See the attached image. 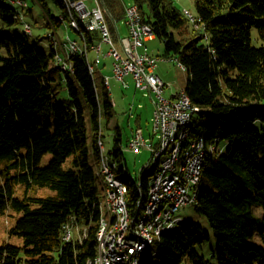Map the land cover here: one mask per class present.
Segmentation results:
<instances>
[{"label": "trees", "instance_id": "16d2710c", "mask_svg": "<svg viewBox=\"0 0 264 264\" xmlns=\"http://www.w3.org/2000/svg\"><path fill=\"white\" fill-rule=\"evenodd\" d=\"M34 1L49 12L48 0ZM53 1L63 10V19L52 16L48 24L57 32L68 9L66 0ZM101 1L108 22L114 19L116 25L125 18L121 0ZM133 3L165 41L166 52L185 66L184 89L202 108L191 133L223 150L206 155L195 206L215 232V261L197 250L211 239L209 230L189 219L164 232L157 259L145 255L141 264H181L185 259L191 264H264V0H196L197 29L188 26L183 9L172 0ZM0 17L9 25L0 30V48L7 49L0 66V159L10 160L0 170V216L11 207L23 213L9 230L23 243L0 242V264H89L104 216L97 170L102 120L115 115L109 85L105 80L100 89L85 55H72L73 70H63L56 61L60 48H40L25 24L22 31L11 27L23 16L5 0H0ZM187 30L191 36L181 35ZM86 34L92 43L100 38ZM63 82L69 102L58 97ZM122 141L118 127L110 158L128 183L132 208L140 199L138 186L146 187L153 169L143 168L141 184L127 178V165L120 167ZM49 152L50 162L40 165ZM19 183L27 190L48 186L55 193L22 198L15 194ZM67 224L83 226L85 234L65 241Z\"/></svg>", "mask_w": 264, "mask_h": 264}, {"label": "bare ground", "instance_id": "6f19581e", "mask_svg": "<svg viewBox=\"0 0 264 264\" xmlns=\"http://www.w3.org/2000/svg\"><path fill=\"white\" fill-rule=\"evenodd\" d=\"M93 1L95 4V0ZM99 2L101 3V0ZM21 3L27 6L26 2L21 1ZM132 4L138 21H144L138 4ZM66 6L68 9L67 19L69 20L70 27L81 35L82 40L81 42L78 40H71L69 43L62 42L58 37V33L53 28L54 32L50 33L52 44L61 49L57 54V65L63 70H73V64L70 60L71 56L76 54L85 55L89 69L94 74L95 65L102 63V56L98 51L97 40L93 43L89 42L86 34L87 31L96 33L93 24L81 11L76 9L73 1L66 0ZM183 13L193 28L197 29L200 27L201 18L197 14L192 13L188 8H184ZM61 18L63 19V17ZM150 28L153 30L151 24ZM25 30L31 33L30 24L25 23ZM91 49H94L98 53L94 62L89 57ZM178 63L185 70V66L179 61ZM105 80L106 84L110 86L107 75L105 76ZM181 95L185 107L188 110L186 117L181 119V122L174 124L169 140H165L162 149H157L153 153V159H156L158 168L154 169V166L152 168V161L146 165L147 167L144 166L149 169L151 168L150 170H155L154 178L152 184H150L146 191L140 185L138 186L140 199L132 208L127 200L129 191L128 183L117 175L118 163L106 156L104 144L100 141L102 163L97 170V174L103 185L104 198L108 206V217L103 216L101 219L97 233L96 256L89 264H98L99 257H101L100 239L102 240V247H108V252H111L113 255L112 264H134L130 260V257L135 258V264H141L148 247L155 242L156 238L160 240L164 232L175 230L183 221V218L177 215V211H175L176 202L181 195V188H177V184L188 185L191 182V178H193L189 187V198L185 205L197 202L198 187L202 180L206 155L208 153H221L223 150L219 149L215 142H207L202 137L192 138L191 124L195 118L194 114L201 113L202 108L193 104L184 88L181 89ZM164 154L166 158L161 161V157ZM189 160L190 169H186ZM167 161H171L170 167H165ZM105 165H108L110 173L109 170L105 169ZM154 185L153 200L152 191ZM168 185L170 186L169 190ZM114 186L120 187L116 197V206H122L123 208L120 211L116 207H111V197H114ZM166 203H168V207L165 208ZM170 211H175V219L179 220L169 226L162 227ZM117 230H119V233H116ZM73 237V227L70 224L65 225L63 239L69 241ZM122 238H124V246ZM126 248L130 250V255H128Z\"/></svg>", "mask_w": 264, "mask_h": 264}, {"label": "rangeland", "instance_id": "374dc122", "mask_svg": "<svg viewBox=\"0 0 264 264\" xmlns=\"http://www.w3.org/2000/svg\"><path fill=\"white\" fill-rule=\"evenodd\" d=\"M21 1L26 2L28 5L24 6ZM89 6L94 5L93 0H86ZM174 4L180 8H188L192 13L197 14L196 11V0H172ZM134 2V0H121L122 5L127 6ZM6 5L13 6L20 12L23 16V20L17 24L11 25L13 29H20L21 31L24 28L25 22L30 24L32 27V35L30 36L31 40L36 42L38 46L44 50H49L52 45V40L50 38V33L54 32L53 28L49 26L50 19L52 16L57 18L61 17L63 10L53 1L48 0L47 5L49 12L44 10L37 2L34 0H5ZM146 8V5H145ZM108 22V21H107ZM110 22V21H109ZM109 28L112 33V37L117 48L122 50V44L120 40L123 37L130 36V31L128 25L124 19H119L114 22V19H111L109 23ZM189 23V22H188ZM115 25V26H114ZM117 26L119 28L120 36L117 31ZM190 28L191 25L188 24ZM9 28V25L0 17V30H6ZM187 28L186 26L184 27ZM58 37L62 42L69 43L71 40H78L81 42V35L70 27L69 20L65 19L60 23L57 28ZM189 30V29H188ZM184 31L181 35L189 36L192 33ZM192 32V31H191ZM256 34L257 32L254 31ZM98 43L101 42L100 39L97 40ZM148 47V53L152 56L159 58L160 60L155 67V72L163 77L165 83L167 84L166 90L164 92L166 97H172L174 94L173 90L178 91L180 88L186 85L187 73L183 70L178 61L176 60L175 54H168L166 52L165 41L159 37H155L151 40L145 42ZM110 49V45L106 42H103L102 45V58L103 62L99 65H95L94 75L97 79V83L102 89L106 74L110 75V92L112 98L115 102V115L111 119L103 118L102 120V129H103V142L104 150L106 156L110 157V151L114 145V137L118 130L117 125H119L122 137H123V146H124V156L121 160L120 167L125 168L124 173L127 178L137 180L139 183L141 181L142 172L144 166H146L150 161L153 165L156 163V159H153V151L149 147L142 146L140 153H135L132 150L128 149V144L130 138L134 136L139 127L143 129L144 138L147 141V144H152L157 146L159 142L158 135L154 133V110H155V101L154 96L151 94L148 88L140 89L135 85V81L131 76L127 77L129 87L125 88L121 82H118L112 75V58L105 57V53ZM140 52H144V47H141ZM7 55L6 47L0 48V66L2 65V57ZM98 56V53L91 49L89 52L90 59L94 62ZM58 97L64 99L66 102L70 101L69 91L66 84L63 82L59 88ZM194 116H198V113H195ZM196 136H192L194 138ZM219 144L224 145L223 142ZM53 154L51 152L47 153L41 160L40 165H47L52 159ZM166 158L164 154L161 157V161ZM181 162V161H180ZM10 163L9 159H0V170L5 169ZM180 165V164H179ZM65 167L70 166V161L64 163ZM12 173L15 172L13 168L10 169ZM155 170L148 172L147 186L142 187L145 191L148 189L150 184H152L154 178ZM100 196L102 201V212L105 217H108V206L105 202L103 185L99 183ZM55 191L48 186L30 188L26 189L25 185L22 183L17 184L15 188V194L19 197L26 198V194H37V195H48L53 194ZM196 203L187 204L178 209L177 215H180L183 220L194 219L198 223L202 224L205 228L209 230L211 239L206 241L201 246H197V250L200 254L204 255L206 258L215 261L213 258V251L216 247V236L213 228L208 223L207 219L197 213ZM168 207L166 203L165 208ZM23 213L16 211L14 208H9L5 213L0 216V242L9 241L17 244L23 243V238L19 236H13L9 234L10 228L14 225L16 219L21 216ZM71 225V224H70ZM72 226V225H71ZM73 227V226H72ZM83 226L76 229H73V234L75 238H81L85 233L81 232ZM257 239V237H256ZM159 239L156 238L155 242L148 247L146 255H152L157 259V250H158ZM156 252V253H155ZM181 264H191L188 259H185Z\"/></svg>", "mask_w": 264, "mask_h": 264}, {"label": "built area", "instance_id": "2783aa9c", "mask_svg": "<svg viewBox=\"0 0 264 264\" xmlns=\"http://www.w3.org/2000/svg\"><path fill=\"white\" fill-rule=\"evenodd\" d=\"M76 9L81 11L82 14L88 20H91L95 32L99 35L100 43L98 45V51L102 53L103 42L110 45L107 55L112 58V75L114 78L123 84L125 88L129 87L127 77L131 76L137 88L144 89L148 88L154 97L155 111H154V133L158 135L159 142L157 146L147 144L146 139L143 135V130L139 128L134 132V136L130 138L128 149L135 153L141 152V147H149L154 152L157 149L163 148L165 140H169L174 124L181 122V119L186 117L187 109L181 95V89L176 92L172 97H166L164 92L167 84L164 80L155 72L159 58L152 56L148 53V47L145 44L146 41L155 38L153 30L150 28V23L145 21H138L136 13L133 10V4L125 6V22L128 25L130 36L121 38L119 28L117 31L120 36L122 50L117 48L114 43L111 30L109 28L106 19V9L99 0H95V4L91 7L87 5L86 0H75L73 1ZM102 4V5H101ZM144 47V52H140V48ZM176 60H178L176 58ZM108 83H110V76L107 75ZM173 158V157H172ZM149 164V163H148ZM147 164V165H148ZM171 161L166 162L165 167H170ZM147 167V166H146ZM105 169L109 170L108 165H105ZM186 169H190V160L186 165ZM110 173V170H109ZM193 181L188 185L177 184V188H181V195L176 202V210L185 206L189 198V187ZM120 187L114 186V197H111V207H116L119 211L123 210L122 206H116L117 191ZM154 188L153 187V200H154ZM170 186L168 185V190ZM175 211L168 213L166 222L162 225L169 226L176 223L179 219H175ZM105 221V220H104ZM142 231V230H141ZM119 233V230L116 231ZM124 246V238H122ZM101 246V257H99L98 264H112L113 255L108 252V247H102V240L100 239ZM141 246V245H138ZM127 250V248H126ZM130 255V250H127ZM130 260L135 264V258L130 257Z\"/></svg>", "mask_w": 264, "mask_h": 264}, {"label": "crops", "instance_id": "0c3cea01", "mask_svg": "<svg viewBox=\"0 0 264 264\" xmlns=\"http://www.w3.org/2000/svg\"><path fill=\"white\" fill-rule=\"evenodd\" d=\"M123 38H124V37H123ZM107 53H108V51L105 53V57H107V59H108V58H110V57L107 55ZM100 55H101V54H100ZM101 56H102V55H101ZM102 62H103V58H102ZM154 70H155V69H154ZM106 75H108V74H106ZM109 76H110V75H109ZM159 76H160V74H159ZM160 77L163 79L162 76H160ZM163 80H164V79H163ZM184 87H185V86H184ZM184 87H182V88H184ZM182 88H180V89H182ZM180 89H179V90H180ZM179 90H178V91H179ZM178 91L173 90L172 93L174 94L175 92H178ZM114 103H115V102H114ZM117 127H119V125H117Z\"/></svg>", "mask_w": 264, "mask_h": 264}, {"label": "water", "instance_id": "95a60500", "mask_svg": "<svg viewBox=\"0 0 264 264\" xmlns=\"http://www.w3.org/2000/svg\"><path fill=\"white\" fill-rule=\"evenodd\" d=\"M71 1H75V0H71ZM142 177H143V175H142Z\"/></svg>", "mask_w": 264, "mask_h": 264}]
</instances>
